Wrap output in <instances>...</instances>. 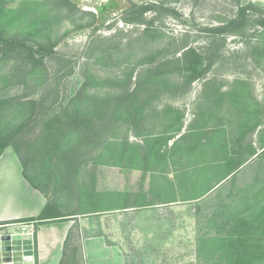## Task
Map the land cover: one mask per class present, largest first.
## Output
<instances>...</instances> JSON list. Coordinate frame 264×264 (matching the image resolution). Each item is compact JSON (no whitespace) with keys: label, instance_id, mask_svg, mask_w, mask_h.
Returning <instances> with one entry per match:
<instances>
[{"label":"rangeland","instance_id":"1","mask_svg":"<svg viewBox=\"0 0 264 264\" xmlns=\"http://www.w3.org/2000/svg\"><path fill=\"white\" fill-rule=\"evenodd\" d=\"M149 2L158 7L144 13V22L125 20L132 4ZM71 3L3 0L0 26L2 36H26L33 49L34 40H58L28 73V65L21 70V48L0 51V132L17 128L11 140L27 158L29 175L60 210L83 213L75 218L83 225L80 231L74 223L64 264H216V255L199 251L197 236L214 234L225 208L264 199V26L254 23L264 17V0ZM241 7L244 28L209 31ZM185 45L212 63L204 76L189 85L175 72L147 81L153 94L134 124L123 109L106 125L92 112L99 99L161 71L159 62L179 56ZM65 105L80 106L82 115L63 116ZM257 120L262 124L250 132ZM242 129L247 135L240 144L252 142L257 151L216 183L225 172L210 168L217 149L235 146ZM157 137L156 145L145 141ZM175 140L180 150L166 151ZM135 142L141 149L124 158L122 148ZM209 184L202 197L187 199Z\"/></svg>","mask_w":264,"mask_h":264},{"label":"trees","instance_id":"2","mask_svg":"<svg viewBox=\"0 0 264 264\" xmlns=\"http://www.w3.org/2000/svg\"><path fill=\"white\" fill-rule=\"evenodd\" d=\"M52 3L56 5V7H69L72 5L71 0H50ZM158 7L157 4L149 2L146 4H132L131 8L127 11V16L125 18L128 22H144V13L146 11L156 9ZM246 8L241 7L237 16L225 24H221L219 26H215L213 28H209V31L214 34H223L231 31H239L244 28L248 24V19L245 14ZM6 9L3 5V0H0V26L4 25L2 23V17L5 15ZM95 16L94 14H92ZM255 24L264 26V17L257 18L254 20ZM90 23L81 25L79 27L89 26ZM35 34V33H34ZM34 34H25V35H34ZM58 40H54L52 42H48L47 44L40 43L39 41H35L34 43L37 45L36 49H33L32 44L28 43V38L23 37L22 40H15L14 37L5 38L1 35L0 31V51L4 49L8 50H17V48H21V60L23 61V67H26V72H31L34 70L38 64H43L45 57L51 55L54 50L55 44ZM186 47V48H185ZM181 54L179 56H173L169 58H164L159 62L158 65L163 67L161 71L154 70V74L147 77V79H141L137 81L133 87V89L127 88V90L121 93L118 96L113 97H105L99 99L98 102H95L93 106V113H97L103 125L108 123H113V121L117 122L120 117H114V113L118 111V109H123L125 115L127 116V121L134 124L137 120H142L145 113V107L149 102L147 100V96L152 95L153 91L146 84V82L154 79L156 76L161 75L163 73H178L183 77L187 83V85L191 84L194 80L205 75L209 66L212 63L205 62L206 57L199 53L194 47L185 45L181 48ZM19 52V53H20ZM40 53V54H39ZM155 75V76H154ZM86 88V84L83 85L82 90ZM80 98V93L78 94ZM143 96V97H141ZM138 97H141L140 100ZM74 99L70 102L72 104ZM79 105V104H78ZM70 106L65 105L63 107V116H68V112L71 110L73 116L80 117L82 115V108L80 106ZM84 114V116H86ZM123 117V116H122ZM142 117V118H139ZM60 115L56 116L55 119H61ZM68 118H70L68 116ZM69 120V119H68ZM61 123V122H60ZM64 124V123H62ZM261 122L255 121L254 125L249 129L250 132L254 131L256 127L261 125ZM24 123L21 122V129ZM66 125V124H64ZM179 130V128L177 129ZM264 131V127L261 132ZM18 135V129H13L8 134H3L0 132V154L3 153L4 149L8 146H12L16 153L19 156L21 161V165L23 168V175L30 182V184L38 189L43 190L29 175L28 173V160L27 158L20 154L19 149L14 145V139ZM245 130L239 131L238 137L235 139V146L225 145L222 149H217L215 157L218 160H212V166L210 167L212 171L220 173L221 170L225 169L223 175L218 177V181H221L228 174L237 170L244 162L248 160V158L254 155L257 151L252 142H249L247 145L240 144L245 136ZM183 137V135L179 136ZM160 137L155 139L147 138L145 141H151L154 145L158 143ZM164 141H168L173 138V135H168L165 137ZM178 143L177 140L173 141L170 146L166 145V151H179L180 149L176 146ZM128 146L130 148H128ZM122 148V155L125 158L130 155L132 152H137V150L141 149V145L137 142L134 145H128ZM246 146V147H243ZM237 148V149H236ZM261 152L264 154V139L261 138L260 147ZM131 152L129 153V151ZM183 150V149H182ZM181 152L183 153V151ZM128 151V152H127ZM192 151L190 147L187 149V152ZM159 153V152H158ZM150 155V149H148L145 153V159H147ZM208 168V167H207ZM215 184V183H214ZM214 184H209L206 189L202 191H198L194 196L187 199H198L204 195L209 189L213 187ZM45 191V190H43ZM196 190H194L195 192ZM264 191V188L261 190ZM46 192V191H45ZM136 207L138 205H133L131 207ZM126 206L125 208H127ZM200 208L197 205V209ZM228 208V207H227ZM46 209V208H45ZM45 216V210L40 213L36 218H23L20 219L22 221H36L42 222V220L47 219ZM1 223V222H0ZM73 228L68 231L64 242H63V256L68 246L70 245V241L72 239ZM36 238V235H35ZM199 243V251H204V254L212 255L214 254L216 264H264V199H262V203L260 205L249 206V204L241 205L237 208H230L227 210L225 208V214L222 216L218 224H216V230L214 234L208 235H200L197 236ZM34 255H35V263H36V239H34ZM60 264H64L61 261Z\"/></svg>","mask_w":264,"mask_h":264},{"label":"crops","instance_id":"3","mask_svg":"<svg viewBox=\"0 0 264 264\" xmlns=\"http://www.w3.org/2000/svg\"><path fill=\"white\" fill-rule=\"evenodd\" d=\"M53 200L47 192L30 184L23 175L21 161L15 149L12 146L6 147L0 154V222L36 218L45 210L48 218L38 222L36 231L37 264H60L64 260L63 242L68 231L77 221L81 225L80 231L82 229L81 219L75 218L83 213L60 210L58 202ZM13 262L34 264L35 255L27 254L21 261L15 255ZM0 264H3L1 250Z\"/></svg>","mask_w":264,"mask_h":264},{"label":"built area","instance_id":"4","mask_svg":"<svg viewBox=\"0 0 264 264\" xmlns=\"http://www.w3.org/2000/svg\"><path fill=\"white\" fill-rule=\"evenodd\" d=\"M37 223L34 220H11L0 223V247L9 245L11 252V264L16 256L23 260L24 256L34 254V239L37 231Z\"/></svg>","mask_w":264,"mask_h":264},{"label":"water","instance_id":"5","mask_svg":"<svg viewBox=\"0 0 264 264\" xmlns=\"http://www.w3.org/2000/svg\"><path fill=\"white\" fill-rule=\"evenodd\" d=\"M10 246L5 245L0 248L3 256V264H11V252H10Z\"/></svg>","mask_w":264,"mask_h":264}]
</instances>
